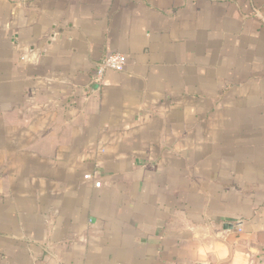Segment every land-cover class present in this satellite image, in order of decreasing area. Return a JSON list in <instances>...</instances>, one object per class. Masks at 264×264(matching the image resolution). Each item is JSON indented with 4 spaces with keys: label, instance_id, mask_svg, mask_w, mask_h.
I'll list each match as a JSON object with an SVG mask.
<instances>
[{
    "label": "crops",
    "instance_id": "0c3cea01",
    "mask_svg": "<svg viewBox=\"0 0 264 264\" xmlns=\"http://www.w3.org/2000/svg\"><path fill=\"white\" fill-rule=\"evenodd\" d=\"M0 264H264V0H0Z\"/></svg>",
    "mask_w": 264,
    "mask_h": 264
},
{
    "label": "built area",
    "instance_id": "2783aa9c",
    "mask_svg": "<svg viewBox=\"0 0 264 264\" xmlns=\"http://www.w3.org/2000/svg\"><path fill=\"white\" fill-rule=\"evenodd\" d=\"M127 63V56L122 52H112L106 55L98 64L95 74H94V81L101 83L103 81L104 73L109 70H123ZM86 179H91V174H85L84 176ZM97 186H100V182L95 183Z\"/></svg>",
    "mask_w": 264,
    "mask_h": 264
}]
</instances>
